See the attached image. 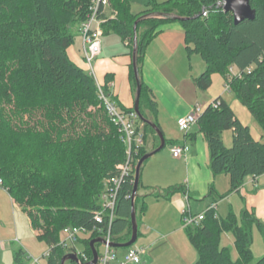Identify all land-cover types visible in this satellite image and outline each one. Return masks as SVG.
Listing matches in <instances>:
<instances>
[{"label":"trees","instance_id":"1","mask_svg":"<svg viewBox=\"0 0 264 264\" xmlns=\"http://www.w3.org/2000/svg\"><path fill=\"white\" fill-rule=\"evenodd\" d=\"M109 2L117 15L103 23V35L116 34L131 50L133 24L138 17L165 12L187 18L178 22L184 32L187 58L198 55L205 66L194 84L205 91L213 74L223 76L264 136V0H249L255 18L239 25H234L231 13L223 12L221 0H146V10L139 14L131 12L130 0ZM88 6L89 0H0V179L10 198L28 208L32 229L41 230L37 241L54 247L45 264H60L66 254L57 246L64 228L91 230L96 226L94 214L101 209L102 181L116 175L115 167L126 158L125 146L98 98L95 79L72 63L67 54L74 43L73 30L84 21ZM168 22L172 21L146 20L137 25L139 75L147 47L158 27ZM229 67L240 72L241 78L228 81ZM130 78L135 90L132 64ZM141 85L140 114L159 127L157 104L142 81ZM102 89L107 93L105 87ZM213 102L218 107L208 104L197 126L208 145L210 171L228 177L230 194L238 192L247 177L264 175V143L252 138L226 101L218 98ZM145 110L150 112V119ZM227 131H231L230 146L222 139ZM149 134L155 137V148L160 145L155 131L143 124L144 147L134 157L135 166L147 153ZM133 179L118 190L109 228L114 244L131 238ZM141 187L139 177L137 224L145 211L144 198H166L180 190L154 189L141 196ZM97 226L102 233L107 232V223ZM254 229L264 239V226L248 211L239 217L230 211L221 218L207 210L198 225L185 227V233L198 255L195 264H264V256L255 259L251 250ZM223 233L234 239L235 260L231 248L221 245ZM99 235L93 233L86 241L79 240L84 242L82 252L88 261L92 258L89 242ZM24 255L19 249L14 263L25 264Z\"/></svg>","mask_w":264,"mask_h":264},{"label":"crops","instance_id":"2","mask_svg":"<svg viewBox=\"0 0 264 264\" xmlns=\"http://www.w3.org/2000/svg\"><path fill=\"white\" fill-rule=\"evenodd\" d=\"M145 10L146 7L138 12H131L139 14ZM73 32L74 43L67 50L68 57L72 63L90 74L89 67L84 61L78 28L76 27ZM106 35L102 36L101 52L94 60L93 77L98 84L106 88L108 96L118 107L123 110L133 109L135 90L130 78L132 50L127 41L121 40L123 48L118 49L117 53L114 50L115 54L107 52L103 41ZM194 56L187 58L181 25L178 22H168L158 27L157 34L147 47L140 65V79L148 87L157 104L156 122L167 144L159 151L165 152L164 155L157 157L159 154L157 152L142 165L140 171L142 187L139 194L146 196L154 189L164 191L174 187L180 188L178 192L166 198L156 199L152 196L144 198L145 211L138 218L137 224L139 243L135 247L132 246L145 249L140 264L197 262V252L188 241L182 224V211L187 208L192 214L197 215L215 205L216 216L223 218L230 211L236 213L238 210L235 211V207L241 203L239 212L248 211L264 226V175L256 179L247 177L238 192L225 194L228 191V177L223 174L213 175L210 171L208 145L198 126L192 127L188 133H183L177 126V120L190 113L196 104L205 106L221 98L230 105L235 118L243 126L248 127L252 138L264 143L263 133L247 108L235 99L231 91L225 90L227 83L223 76L213 74L210 77V86L205 91L196 87L194 79L204 72L205 66L197 63L198 68L193 72L191 61ZM227 77L229 81L233 75ZM145 114L151 118L148 110H145ZM147 138L145 150L148 153L156 149L157 142L151 134ZM222 139L226 145H231V131L222 134ZM176 145H185L189 148L188 152L178 159L170 154L171 147ZM0 190L8 195L4 188ZM9 199L12 209L17 211L10 196ZM28 225L36 237V232L29 223ZM260 237L264 243L261 234ZM229 238L233 244V237ZM77 245L78 243L76 249ZM22 250L25 255L30 254L28 250ZM125 251L116 249L118 258H121ZM258 252L264 255V244L258 247ZM15 253L14 251L12 256L13 263ZM25 255L23 262L28 264Z\"/></svg>","mask_w":264,"mask_h":264},{"label":"built area","instance_id":"3","mask_svg":"<svg viewBox=\"0 0 264 264\" xmlns=\"http://www.w3.org/2000/svg\"><path fill=\"white\" fill-rule=\"evenodd\" d=\"M109 7V0H89L88 12L84 21L78 27V34L82 40L84 61L89 67L90 75L92 77L94 76L92 63L101 52V39L103 36L102 25L106 21L104 16ZM203 15L206 16V13L204 12ZM247 73H250V69L247 70ZM229 75H233V77L238 78H241L242 76V74L237 70L234 71V67H229L228 76ZM96 84L98 98L101 101L110 122L116 127L121 142L125 146L126 158L123 163L118 164L115 167L117 174L110 178H106L103 183V189L99 196L101 209L94 214V222L96 226H94L91 230H86L80 227L64 228L62 231L63 238L57 246L66 252V254H76L80 263H87V257L82 251H77L76 244L78 243L79 236L81 234H85L88 237L93 233H97L98 235L100 234L99 236L105 241V245H102V251L98 253L97 264H140L141 257L145 253V249L129 247L126 249L124 255L121 258H118L116 249L109 246V244L112 243L109 228L114 220L118 190L126 180L134 177V157L136 156L138 150L144 147L143 123L140 121L134 110H123L118 107V105L110 99L108 94L103 91L102 85L97 82ZM225 90L230 91L228 84L225 85ZM210 104L213 108L218 107V103L212 102ZM206 106L207 105L203 106L196 104L190 113L179 118L177 120L179 130L183 133H188L192 127L197 125L198 119L203 114ZM188 150L189 148L185 145H176L171 147L170 154L173 158L178 159L185 155ZM2 185L3 182L0 179L1 188H3ZM207 210H213L215 212V205H211ZM205 212L194 215L188 208L183 210V226L187 227L198 225L204 219ZM105 223H107V232L102 233V229L97 225H103ZM53 248V246L48 247L47 250L38 258H35L30 254H26L25 259L28 264H40L41 259L47 260L49 258Z\"/></svg>","mask_w":264,"mask_h":264},{"label":"rangeland","instance_id":"4","mask_svg":"<svg viewBox=\"0 0 264 264\" xmlns=\"http://www.w3.org/2000/svg\"><path fill=\"white\" fill-rule=\"evenodd\" d=\"M164 1L166 0H158V2L160 3ZM145 3H146V0H130L129 2L130 10L132 12H138L139 10H142L145 7L144 6ZM222 8H223V3H222ZM116 15H117L116 10H114V8L110 4V7L107 10L104 18L106 20H113L115 19ZM103 41L106 47V51L110 52L111 54H115L113 53L114 50L117 53L118 49L123 48L120 37L114 33L107 34L104 37ZM197 63H200L204 67V64L202 60L200 59V57L195 55L191 61L193 72H195L198 68ZM92 65H93V68L95 69V61H93ZM86 73H87V70H86ZM227 146H230V145H227ZM164 153L165 152L163 153L159 152V154H157L158 155L157 157H161V155H164ZM104 181L105 179L102 181V185ZM228 190H229V185H228ZM227 193L228 191L225 194ZM12 201L17 211L12 209L9 196L6 193L1 192L0 190V264H14L13 258H12L13 252L14 251L17 252L20 248L28 250V252L35 258L40 257L41 254L47 250V247L43 243H39L37 241L34 233L29 228L28 223L30 224V227H31V216L27 214L26 209L28 208L27 207L25 208L24 206L16 203L13 199ZM227 207H228V204H227ZM240 207H241V203L240 205L238 204L235 207V211L236 210L238 211H236V213L233 212L237 217H239L241 214L239 212ZM33 213L35 214L34 210H33ZM220 216L222 215L220 214ZM225 217L226 215L223 216V218ZM34 231L36 232V234L41 233V230H34ZM229 237H232L231 234L223 233L221 235V245L231 248L232 250L231 252L233 253L232 258L235 260L237 256H235V249L233 247V244L231 243V238ZM79 239L81 241H86L88 237L85 234H81L79 236ZM138 243H139V240L136 241L132 246L135 247ZM263 244L264 243H263L262 238L260 237L259 231L254 230L253 236H252L251 250L253 252V256L255 259H258L264 256L263 254L258 252V247H262ZM77 248L79 252L84 251V242H78ZM98 250L99 252H101L102 246L99 245ZM121 250H125V248H119V251ZM45 263H46V260L44 259L40 260V264H45Z\"/></svg>","mask_w":264,"mask_h":264},{"label":"water","instance_id":"5","mask_svg":"<svg viewBox=\"0 0 264 264\" xmlns=\"http://www.w3.org/2000/svg\"><path fill=\"white\" fill-rule=\"evenodd\" d=\"M223 3V12L231 13L233 17L234 25H239L245 21H252L255 18V11L250 7L249 0H221ZM146 20H164V21H172V22H183L187 20V18L179 16L175 13H165V12H150L146 13L134 22L133 24V41H132V53H131V64H132V71L133 77L135 82V91H134V106L133 110L137 114L138 118L143 124L148 125L151 127L160 142L159 147L155 150L146 153L137 163L134 170V180H133V187L131 192V211H130V222H131V238L128 242L124 244H114L110 243L109 246L111 248L119 249V248H129L137 240V232L138 226L136 222V211H135V199L137 196V189L139 184V177H140V169L142 164L152 157L154 154L159 152L165 145L164 137L161 130L150 120L145 119L139 111V101H140V94H141V79L138 71L137 65V33L136 28L140 22ZM98 244L100 246L105 245V241L101 238L92 239L89 242V249L91 252V260L87 263H80L77 255L74 253H67L61 258L60 264H65L67 262H72L74 264H97L98 261V251L95 248V245Z\"/></svg>","mask_w":264,"mask_h":264}]
</instances>
